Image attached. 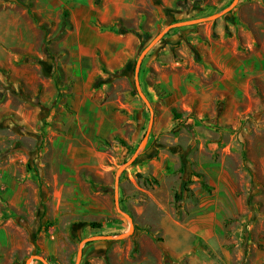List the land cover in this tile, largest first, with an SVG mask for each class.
I'll return each mask as SVG.
<instances>
[{
	"label": "crops",
	"instance_id": "1",
	"mask_svg": "<svg viewBox=\"0 0 264 264\" xmlns=\"http://www.w3.org/2000/svg\"><path fill=\"white\" fill-rule=\"evenodd\" d=\"M34 1L40 18L50 24L48 32L33 26L16 4L0 5V67L20 80L22 92L33 94L31 98L23 96L16 86L14 90H7L0 101V118L8 117L13 122L17 118L30 127L41 124L45 116L48 120L59 117L60 122L57 127L46 126L53 136L48 137L39 152L36 146L34 150L25 149L28 156L11 155L12 147L8 143L11 123L7 129L0 130V192L11 198L9 192L16 185L15 168L19 165L26 181L18 184L16 196L27 211L40 206L39 186L41 199L49 198L46 204L50 203L54 213L70 215L71 219L79 215L93 221L104 217L114 219L93 235L124 231L129 224L113 212L108 185L126 151L115 138L135 145L146 131L145 109L138 95L133 94L127 76L137 38L131 30L98 29L91 21L120 24L118 19H121V25L136 26L146 17L140 10L145 5L139 0H103L100 5H94L92 0ZM176 3L178 0H160L158 4H150L147 19L160 18L166 6ZM64 4L71 10L69 26L57 30L54 13ZM176 37L154 48L152 56L140 68L144 65L151 68L161 96L150 85L144 88L141 84L155 111L152 133L156 134L152 140L149 137L134 171L155 178L157 183L146 190L130 173L126 175L131 180H120L121 186L133 183L148 194L147 214L162 217L141 220V223L157 230L161 240L146 234L140 227L135 228L134 241L129 239L127 243H113L114 239L92 240L99 243H94L90 253L82 254L80 264H106L105 260L109 264H264V238L259 234L260 227L249 223L247 216L237 217L247 209L244 198L248 194L250 176L243 171L237 153L230 150L235 144H203V141L201 144H174L178 137L173 140L166 133L171 129L179 133L181 129L182 119L173 118L172 109L202 115L211 109L210 104L219 92L232 94L234 84L229 78L204 76L199 78V88L192 86L186 76L191 56L182 41L177 45ZM220 50L221 47L213 45L206 47L204 59L218 65ZM30 55H35L34 60L28 61ZM115 71L114 75L109 74ZM205 71L207 74L210 70ZM0 81H3L1 74ZM212 156L218 163L214 168L205 167L202 160ZM228 158L235 161L231 166ZM196 160L198 169L208 173L214 194L210 199L192 184L190 189L194 190L197 201L187 204L184 193L183 199L174 206L173 192H179L181 181L189 179L197 167L193 166ZM27 161L29 171L24 165ZM181 164L182 172L179 171ZM260 166L264 172V161ZM91 182L102 184L101 192L93 190ZM122 190L119 187V192ZM134 210L138 215L144 213V207L134 205ZM179 212L190 215L182 219ZM227 218L234 220L225 226ZM70 225L68 221L63 227L68 229ZM59 236L53 234L51 238L42 239L39 248L43 255L57 257L59 264H70L74 243ZM10 241L7 232L6 240L2 238L0 255L5 246L10 247ZM133 242L134 252L130 254ZM60 243L65 246L60 248ZM75 262L76 259L73 264Z\"/></svg>",
	"mask_w": 264,
	"mask_h": 264
},
{
	"label": "rangeland",
	"instance_id": "2",
	"mask_svg": "<svg viewBox=\"0 0 264 264\" xmlns=\"http://www.w3.org/2000/svg\"><path fill=\"white\" fill-rule=\"evenodd\" d=\"M102 1L103 0H92V3L94 5H100ZM231 1L232 0H178V3L175 5L166 6L162 13L163 16L160 18L147 19L149 15V5H152V3L158 4L160 0H139L141 5H145V7H141L140 10L146 13V17L142 19V23L136 26H129V23L121 25V23L123 24L121 19H118L121 22L120 24L113 22L107 24L100 23L97 19H92L91 23L93 27L98 29L111 28L120 32L123 30H131L137 38L136 51L130 61L127 76L133 94L138 95L146 113V131L143 137L146 133L147 137L140 154L144 151L149 137L151 136L150 140H152V137L156 134L152 133L155 111L149 98L145 95L141 84H144V88H146L145 86L148 84L155 90V93H159V96H161V94L154 81L156 76H153L152 72H150L151 68L144 65V67L140 69L142 64H146L152 56L154 48L169 43V40H174L172 38L176 35V38L179 39L177 45H180L182 41L186 46V51L189 52V56H191V59L187 62V67H190V69L186 73V76L191 85H195L196 88L200 87L198 84L200 82L199 78L204 76L211 78H229L233 80L232 94H222L219 92L210 104L211 109L202 115H193L192 112L182 113L172 109V117L182 119L180 122L181 129L179 133L173 132L172 129L168 130L166 133L173 138V140L178 137L175 141L177 143L174 144H201V141H203V144H235V147L230 150L237 153L243 171L250 176L246 188L248 194L244 198L247 209L236 216L240 218L247 216L249 223L253 222L256 224V227H260L261 230L259 234L264 238V229L262 230V226H264V172L260 166L261 162L264 161V0H238L236 6L221 17L215 20L173 28L168 35H164L162 39L155 43L143 58L138 71L140 90L149 106H147L140 96L135 82V64L138 55L164 26L178 20L208 16L225 8ZM34 2V0H0V5L16 4L25 12L28 20L32 22L33 26L48 32L50 24H47L40 18ZM56 13H54L57 18L56 28L57 30H64L69 26L71 10L67 4H64L59 7ZM132 24H134V22H132ZM130 27H132V29H130ZM50 41L51 39L49 38L48 43H50ZM210 45L217 48L221 47L217 59L218 65H215L212 61H207L206 58L204 59V51L206 47ZM172 47H174V45H172ZM223 50H226L225 54ZM34 56L35 55H30L28 61L34 60ZM190 63L192 64L190 65ZM208 69L210 71L206 74L205 70ZM120 71L121 70H119L118 73H120ZM115 73H117V71L112 73L109 72L110 75H114ZM0 74L3 76V81H0V101L4 93L9 89H13L14 86L21 91L20 93L23 94V96L33 97V94H29V92L25 94L20 90V80L14 79L15 77L10 74L8 69L0 67ZM221 86L224 87L225 84L222 83ZM16 94L12 95L15 97ZM188 101L191 102V99H188ZM151 112L152 124L148 130ZM6 118L8 117L0 118V130L7 129L6 127L11 123L9 128L11 137L8 143L10 145L9 147H12L11 155L13 156H28V152L25 149L34 150L35 146L37 152H39L45 142L49 140L48 137L53 136L52 133H49L50 128L46 129V126L49 124L51 128L57 127V124L60 122L59 117L54 116L48 120L45 116L42 118L41 124L38 123L37 126L30 127L25 123H21L17 118H14V122ZM11 119L13 120V118ZM159 135L160 133L158 131L157 137ZM143 137L135 145L127 144L128 146L124 147L126 151L120 158L118 166L130 158ZM115 139L117 141V138ZM154 140H156V137ZM22 147L24 149H22ZM140 154L120 174L116 187L117 204L115 202L114 181L118 166L113 171L112 181L110 185H108L111 188L108 194L110 195V203L113 212L119 215L123 222H128L129 224L128 229L118 231L114 234L127 232L130 228V221L121 212L126 213L130 217L131 223L134 226V229L129 234L114 239L112 241L113 243L123 244L127 243L129 239L134 241L133 235L134 232H136V227H140L141 230L154 237L156 240H161V235L157 230L141 223V220L155 218L150 212L147 214L148 211L145 208V206H147L146 201L148 199V194L136 188L133 183H124V186H121V178L131 180L130 176H127L128 173L133 176L134 180H136L143 189L150 190L157 183L155 178L144 176V174L134 171L136 160ZM39 155L40 154H37V156ZM212 157L213 158H205L202 160L205 167L214 168L216 166L218 160H216L214 156ZM227 161L230 166L235 162L232 158H228ZM24 165L26 171H29L31 167L28 161L25 162ZM198 165L199 162L197 160L193 162V166L197 167H195V170L191 172L188 177L189 179H187V191H185V200L187 204H192L198 199L194 194V190L190 189L192 184L197 185L198 189L201 188L204 195L210 199L212 198V194H214L212 193L214 187L209 181L208 173H204L198 169ZM183 167L184 166L181 164L179 167L180 172H182ZM15 171L16 185L14 189L9 192L11 198H8V195L3 196L0 192V248L3 236L6 240L7 232H9L11 240L10 247L5 246V248L1 250L0 264H25L26 260L31 255H42L46 258L48 264H59L60 261L57 257L45 256L39 248L41 240L44 238H51L53 234H55V236L60 235V238H63V236L69 238L74 243V247L71 251L72 260L70 262V264H73L81 240L93 236L92 233L99 228H91L89 226V223L93 221L90 220L89 217L79 215L71 219L70 215L67 216L62 213H54L50 203L46 204L49 198L41 199L42 190L39 186L38 196H40V206L36 207L34 210L27 211L20 198L16 196V190L20 187L18 184L20 185L26 180L22 178L19 165L16 166ZM136 173L141 174L142 177H136ZM152 179L155 180L152 181ZM91 187L93 190L101 192L100 189L103 188V185L91 182ZM119 187L123 189L121 192H119ZM0 190H2V188H0ZM175 192L176 190L173 192L174 206H176L174 204ZM8 200H11V203L8 202ZM134 205L144 207V213L141 215L136 214ZM187 214L190 215V213ZM187 214L183 212L178 213L182 219H188L186 218V216L189 217ZM156 217V220H160L162 216L158 214ZM231 220L234 219H225L224 225L227 226ZM68 221H70L71 225L70 228L66 229L63 226ZM94 221L100 222L103 226L106 223L114 221V219L111 217H104L101 220ZM56 223L58 227H54ZM94 243L96 244L99 242L89 241L84 243L82 254L90 253L92 248H94ZM134 244L133 242L130 254L134 252ZM64 246L63 243H60V248ZM81 258L82 255L80 261ZM105 262L109 264V261L105 260ZM29 264L43 263L40 260H31ZM78 264H80V262Z\"/></svg>",
	"mask_w": 264,
	"mask_h": 264
},
{
	"label": "water",
	"instance_id": "3",
	"mask_svg": "<svg viewBox=\"0 0 264 264\" xmlns=\"http://www.w3.org/2000/svg\"><path fill=\"white\" fill-rule=\"evenodd\" d=\"M237 2H238V0H232L230 2V4H228L225 8L219 10L218 12H215L213 14H210L208 16H203V17H198V18H192V19L178 20L176 22L169 23L166 26H164L156 34V36H154V38H152L150 40V42L142 49V51L138 55V58H137L136 64H135V82H136V87L138 88V92H139L140 96L142 97V99L147 104V106H149V104H148L146 98L144 97V95L142 94V92L140 90V85H139V82H138V71H139V68H140V65H141V62H142L143 58L145 57V55L147 54V52L153 47V45L155 43H157L160 39H162L163 36L169 30H171L173 28H178V27H183V26H188V25H192V24H196V23L208 21V20H215V19L221 17L222 15L230 12L236 6ZM151 124H152V112H151V115H150V120H149V124H148V130L150 129ZM146 137H147V133L145 134V136L143 137V139L141 140V142L139 143L138 147L135 149V151L133 152V154L130 156V158H128L125 162H123L122 164H120L118 166V168L116 169V172H115V181H114L115 202H116V204L118 203V201H117V194H116V187H117V184H118V181H119L120 174L140 154L142 148L145 145ZM121 213L124 214L126 216V218H128V220L130 221V228H129V230L127 232H123V233H119V234H112V235H93V236H89V237L84 238L83 240H81V242L78 245L77 258H76L75 264H78L79 263L80 257L82 255V246H83L84 243H86L88 241H92V240L117 239V238H121V237L126 236L127 234H129L133 230V225L131 223L130 217L126 213H124V212H121ZM34 259H38V260L42 261L43 264H48L47 260L42 255H31V256H29L28 259L26 260L25 264H29V262L31 260H34Z\"/></svg>",
	"mask_w": 264,
	"mask_h": 264
},
{
	"label": "trees",
	"instance_id": "4",
	"mask_svg": "<svg viewBox=\"0 0 264 264\" xmlns=\"http://www.w3.org/2000/svg\"><path fill=\"white\" fill-rule=\"evenodd\" d=\"M169 32H170V30L165 34V36L168 35ZM117 141H118L119 144H121L124 147L128 146L126 141L123 138H117ZM136 177H142V175L139 174V173H136ZM154 180L155 179H152V181H154ZM186 186H187V181H181L179 192H175L174 193V204L176 206L183 199L184 193H185V191H187V187ZM89 226L91 228H100V227H102V224L100 222L92 221V222L89 223Z\"/></svg>",
	"mask_w": 264,
	"mask_h": 264
}]
</instances>
